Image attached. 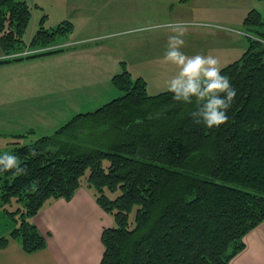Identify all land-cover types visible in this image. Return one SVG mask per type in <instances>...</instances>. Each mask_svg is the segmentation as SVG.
<instances>
[{
  "label": "trees",
  "instance_id": "trees-1",
  "mask_svg": "<svg viewBox=\"0 0 264 264\" xmlns=\"http://www.w3.org/2000/svg\"><path fill=\"white\" fill-rule=\"evenodd\" d=\"M31 16L27 1L0 0L5 53L25 48ZM44 22L34 48L74 29L70 20L52 28ZM244 24L256 37L221 68L236 97L218 128L195 122V103L178 102L168 90L149 95L146 80L124 70L112 77L119 97L33 143L15 136L8 154L25 171H0V209L16 223L10 238L0 237V248L14 239L27 253L45 249L47 238L33 217L52 198L71 200L86 177L85 186L114 220L102 233L100 264H230L264 221V18L252 9ZM14 201L18 207L11 210Z\"/></svg>",
  "mask_w": 264,
  "mask_h": 264
},
{
  "label": "rangeland",
  "instance_id": "rangeland-1",
  "mask_svg": "<svg viewBox=\"0 0 264 264\" xmlns=\"http://www.w3.org/2000/svg\"><path fill=\"white\" fill-rule=\"evenodd\" d=\"M154 5L153 0H114L99 6H107L99 11L47 12L51 17L47 24L44 22L47 28L57 26L64 21L62 19L77 20L81 14L90 17L88 20L93 18L96 30L107 32L99 39L82 33L75 36L78 41L72 43L75 40L74 25L71 33L39 48L33 47L32 40L41 19H47V13L36 9L38 5H31L32 16L24 35L25 48L8 54L0 44L2 60L59 48H65L69 53L37 57L35 65L29 66L35 75L45 76V87L35 91L36 132L27 134L22 143H33L41 136L54 135L75 114L94 111L120 96L122 93L113 84L112 77L124 70H129L133 78L143 77L149 95L167 91L169 80L178 72L174 65L163 61L169 37L177 34L172 28L185 30L182 52L189 56L210 54L223 68L239 59L248 48L250 37H256L244 24L249 11L256 9L264 18V0H157ZM81 30L77 29V34ZM3 33L0 31V36ZM11 112V105L0 107V115H5L3 118H10ZM9 125L0 123L2 127ZM3 132L8 131L0 130V140L7 137ZM10 150L6 145L0 149V155L8 154ZM83 184L96 199L95 190L85 186L86 177ZM17 207L15 201L8 206L11 210ZM132 215L134 217V213ZM11 221L4 209H0V225L3 227Z\"/></svg>",
  "mask_w": 264,
  "mask_h": 264
},
{
  "label": "crops",
  "instance_id": "crops-1",
  "mask_svg": "<svg viewBox=\"0 0 264 264\" xmlns=\"http://www.w3.org/2000/svg\"><path fill=\"white\" fill-rule=\"evenodd\" d=\"M25 1L31 5H38L36 9L43 13L65 11L77 13L102 10L107 6H99L108 5L114 0ZM153 2L156 6L157 0H153ZM79 16L80 18L77 20H70L75 22L76 27V34L74 32L73 38L75 40H72V43L77 42L76 37L82 33L85 36L90 35L92 39L105 36L104 33L107 31L99 32V30H96L93 18L88 20L90 17L81 14ZM50 19L51 17L47 13L45 23L47 24ZM77 29H82L79 34H77ZM90 29L93 31H90ZM67 52L63 51L53 55L67 54ZM1 55L0 48V60L3 58ZM53 55L49 54L41 57L46 58V56ZM36 59L25 58L0 63V107L12 106V112L10 113L12 117L3 118L5 115L3 117L0 115V123L10 124L8 127L0 126V130L5 129L8 131L3 132V135H7V137L0 140V149L6 145L9 148V143L15 139V136H23L21 139L23 140L27 137V134L36 132L34 127L36 113L33 111L35 91L45 87V76L35 75L29 67L35 65L34 60ZM6 101L8 104H6ZM32 221L46 236L47 247L34 253H27L20 241L10 239L6 247L0 248V264H100L105 250L102 242L103 230L105 227L114 224L113 217L101 208L95 197L84 187L79 188L71 200L64 198L48 200L39 213L33 217ZM15 224L14 221H11L9 224L4 223L3 227L0 225V237L10 238V233ZM244 240L245 248L232 259L230 264H264V221L249 232Z\"/></svg>",
  "mask_w": 264,
  "mask_h": 264
},
{
  "label": "clouds",
  "instance_id": "clouds-1",
  "mask_svg": "<svg viewBox=\"0 0 264 264\" xmlns=\"http://www.w3.org/2000/svg\"><path fill=\"white\" fill-rule=\"evenodd\" d=\"M171 30L177 34L169 37L163 61L174 65L178 72L169 80L168 91L178 102L195 103L196 110L191 115L197 124L203 123L209 129L218 128L228 120L227 112L236 97V90L221 74L216 57L210 54L186 55L180 50L184 45L185 30ZM13 170L17 175L25 171L20 167L18 157L7 153L0 156V171Z\"/></svg>",
  "mask_w": 264,
  "mask_h": 264
}]
</instances>
